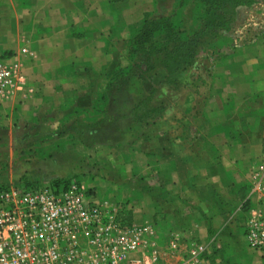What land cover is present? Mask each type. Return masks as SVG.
I'll list each match as a JSON object with an SVG mask.
<instances>
[{
  "label": "crops",
  "instance_id": "0c3cea01",
  "mask_svg": "<svg viewBox=\"0 0 264 264\" xmlns=\"http://www.w3.org/2000/svg\"><path fill=\"white\" fill-rule=\"evenodd\" d=\"M176 1L0 0V60L19 59L24 77L0 94V185L63 160L78 175L92 170L135 223L155 225L166 253L159 264H180L195 242L211 264H264V248L245 236L251 212L264 217L263 50L226 59L208 95L185 100L183 88L163 84L165 70L140 72L95 114L101 82L126 63L122 43L145 14L167 16ZM154 88L164 111L144 118L135 107ZM53 172L48 182L65 179Z\"/></svg>",
  "mask_w": 264,
  "mask_h": 264
},
{
  "label": "built area",
  "instance_id": "2783aa9c",
  "mask_svg": "<svg viewBox=\"0 0 264 264\" xmlns=\"http://www.w3.org/2000/svg\"><path fill=\"white\" fill-rule=\"evenodd\" d=\"M27 49L21 54L26 55ZM20 60H0V94L20 88ZM264 191L263 184H259ZM114 200L88 194L83 183L65 187L0 185V264H159L164 250L153 224H126ZM253 210L249 245L264 248V221ZM169 249L179 250L176 245ZM201 243H192L180 264H211Z\"/></svg>",
  "mask_w": 264,
  "mask_h": 264
},
{
  "label": "trees",
  "instance_id": "16d2710c",
  "mask_svg": "<svg viewBox=\"0 0 264 264\" xmlns=\"http://www.w3.org/2000/svg\"><path fill=\"white\" fill-rule=\"evenodd\" d=\"M255 1L177 0L173 13L169 16L152 18L151 14H145L144 22L132 30L128 41L122 43L128 64L119 66L101 82L98 101L94 107L95 114L100 115L105 112L110 92L114 87L136 76L137 61H145L143 62L145 69L142 65L140 67L143 74L152 75L159 68L165 70L166 78L163 84L170 89L185 88L183 81L188 78L199 79L203 74L210 77L214 62L208 56L220 55L229 41L227 35L229 18L225 12L222 13L223 9L227 7L230 10H237L241 7H250ZM188 8L192 10L191 31L187 30L184 21ZM202 52H206L207 56H200ZM159 55L163 57V67H155L151 62L152 57ZM226 59L222 60V63ZM159 91L157 88L152 89L146 101L135 107L136 112L141 111L144 118L162 114L164 106L155 104ZM70 182L67 179H55L49 183L55 187H65ZM122 214L125 223L132 224L134 220L131 210L124 209ZM156 219L160 221L159 216H156Z\"/></svg>",
  "mask_w": 264,
  "mask_h": 264
},
{
  "label": "rangeland",
  "instance_id": "374dc122",
  "mask_svg": "<svg viewBox=\"0 0 264 264\" xmlns=\"http://www.w3.org/2000/svg\"><path fill=\"white\" fill-rule=\"evenodd\" d=\"M174 7L168 16L173 13ZM225 12L229 18L228 21V38L229 41L225 44L224 48L221 51V54L209 55L208 57L213 59L214 62V69L211 73V78L207 77V75L203 74V76L199 77V79H192L188 78L183 81V93L181 94L182 100H185L187 96L190 98L192 94L195 92L200 93L199 90H202V94L206 93V90H210L213 88L212 83V76L214 70L222 64V60L226 59L227 57H232L236 55L238 52L249 48V47H256L264 51V0H256L253 5L250 7H241L237 10H230L227 7L223 9L222 13ZM185 26L187 30L191 31L193 29V22H192V10L188 8L185 12ZM200 56H207L206 52L200 53ZM226 56V57H225ZM224 57V58H223ZM126 60V59H125ZM126 62V61H125ZM145 62V61H143ZM143 62L137 61L136 65V75H140V67L145 69V64ZM151 62L156 67H163V57L161 55L154 56L151 58ZM128 64V61L125 63ZM204 88V89H201ZM205 90V91H203ZM208 95V93H206ZM245 122L242 121L239 123L241 127L245 128ZM260 131L259 133L262 134V140H260V136L258 138V142L264 143V119L260 120ZM246 132V131H245ZM90 165V163H89ZM54 171L57 175L62 174V176L70 180L71 182H80L83 183L85 188L88 190V194L94 196L98 199H115L117 203H119L123 207V202L120 199V195H116L115 193H110L105 189V186L101 184L95 183L94 180L90 177L92 174V170L88 171L86 175L79 174V167L76 168L73 164H67L66 161L58 160L52 161L48 163V167L43 171H34V174L31 179H19L10 181L7 185H20V186H28L30 184L36 185H44L48 182V175ZM53 172V173H54ZM264 188V180L261 181ZM2 185V184H1ZM264 194V191H261ZM264 219V217H263ZM264 221V220H263ZM155 226V225H154ZM246 236V230H245ZM166 253H164L165 255Z\"/></svg>",
  "mask_w": 264,
  "mask_h": 264
}]
</instances>
